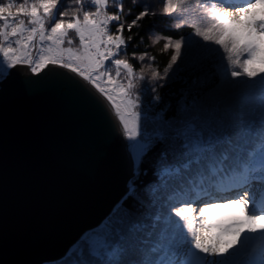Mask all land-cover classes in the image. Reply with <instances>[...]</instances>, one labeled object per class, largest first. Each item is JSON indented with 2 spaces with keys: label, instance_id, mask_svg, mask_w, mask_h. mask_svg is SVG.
I'll list each match as a JSON object with an SVG mask.
<instances>
[{
  "label": "snow or ice",
  "instance_id": "6c2138e0",
  "mask_svg": "<svg viewBox=\"0 0 264 264\" xmlns=\"http://www.w3.org/2000/svg\"><path fill=\"white\" fill-rule=\"evenodd\" d=\"M162 2L159 15L196 16L191 28L199 37L187 45L164 44L172 48L164 75L188 47L193 66L212 64L239 90L247 100L242 112L195 99L178 101L173 111L160 107L162 97L153 87L147 103L155 115H149L144 81H163L164 75L151 67L148 77L137 72L127 56L135 37L124 35L125 28L131 33L144 18L157 17L145 0H133L135 14L124 13L125 0L0 3V107L11 90V70L27 66L39 74L55 66L107 100L134 177L147 174L145 159L156 153V178L145 195L129 181L102 220L78 234L69 249L78 251L75 264H264V0H196L194 8L191 0ZM128 16L133 18L125 24ZM185 23L180 19L175 27ZM145 58L155 59L132 53V59ZM129 198L143 202L144 211L130 206ZM204 204L211 206L197 216ZM229 205L240 216L225 225L211 223L210 214Z\"/></svg>",
  "mask_w": 264,
  "mask_h": 264
},
{
  "label": "water",
  "instance_id": "95a60500",
  "mask_svg": "<svg viewBox=\"0 0 264 264\" xmlns=\"http://www.w3.org/2000/svg\"><path fill=\"white\" fill-rule=\"evenodd\" d=\"M11 71L0 107V264H55L126 194L132 164L91 85L55 66Z\"/></svg>",
  "mask_w": 264,
  "mask_h": 264
},
{
  "label": "trees",
  "instance_id": "16d2710c",
  "mask_svg": "<svg viewBox=\"0 0 264 264\" xmlns=\"http://www.w3.org/2000/svg\"><path fill=\"white\" fill-rule=\"evenodd\" d=\"M2 2H6V0H0V3ZM132 2L133 0H125V14H127L130 9L133 14L138 11L137 8L131 7ZM145 2L151 4L152 9L155 10L158 15L155 18L148 16L141 20L139 22L140 28L133 29L131 33L125 28V36L132 35L135 37L127 49V56L137 72L143 70L145 77L150 76V67L161 75H164V67L172 54V48L169 47L168 49H164V44H171L176 40H182L184 44L187 45L190 40H199V37L192 35L191 28V24L197 22V18L192 15H181L172 18L165 17L159 15L164 6L162 0H145ZM195 2L196 0H191L193 8L195 7ZM67 3L68 0H65V5H67ZM132 18V16H128L125 24L130 22ZM180 19H185L186 23L177 28L175 25L179 23ZM200 21H203V17H200ZM112 31H115V25H112ZM71 37L75 39L74 33L71 34ZM168 37L171 39H167ZM76 43L78 44V41H76ZM134 51L137 55L141 52H147L148 55L153 56L155 59L153 61H148L147 58L143 61L132 59V53ZM190 51L192 50L185 47L186 55L182 58L178 57L174 69H170V73L164 75L163 81L153 83L145 79L144 83L148 88L144 98L145 107L148 109L149 115H155V111L152 110L147 103V100L153 95L151 92L153 87L157 89V93L162 97L160 107L171 105L173 111L176 109L178 101L180 103L187 102L191 104L195 99L197 102L211 103L221 109L226 108L230 111L242 112L247 106V100L239 94V90L229 85L224 80L222 74L217 72L212 64L204 62L198 66H193L190 55L188 54ZM193 81H195V83H193ZM169 115H171V112H169ZM155 156L156 153H153L145 159L143 169L147 172L146 175L141 174L138 177L132 176L130 179V181L135 180L141 196L145 195V186L156 178L153 175V162ZM193 198H195V196ZM127 203L139 211H144L145 204L143 202L129 198ZM77 255L78 251H69L64 258L57 261L55 264H75Z\"/></svg>",
  "mask_w": 264,
  "mask_h": 264
},
{
  "label": "rangeland",
  "instance_id": "374dc122",
  "mask_svg": "<svg viewBox=\"0 0 264 264\" xmlns=\"http://www.w3.org/2000/svg\"><path fill=\"white\" fill-rule=\"evenodd\" d=\"M204 205L199 208L197 216H199L200 211H203V207H205ZM240 214H241V210L238 207H233L229 205L228 207H225V208H219L210 214L211 223H213L214 225H225L231 222L233 218L240 216ZM199 222L200 221L198 220V223ZM218 233H219V228L215 229L212 232L213 237H215ZM224 239H231V237L226 235Z\"/></svg>",
  "mask_w": 264,
  "mask_h": 264
},
{
  "label": "bare ground",
  "instance_id": "6f19581e",
  "mask_svg": "<svg viewBox=\"0 0 264 264\" xmlns=\"http://www.w3.org/2000/svg\"><path fill=\"white\" fill-rule=\"evenodd\" d=\"M205 207H209V206H211V205H208V204H206V205H204Z\"/></svg>",
  "mask_w": 264,
  "mask_h": 264
}]
</instances>
